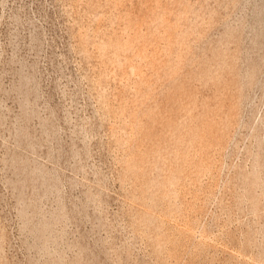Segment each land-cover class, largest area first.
<instances>
[{"label": "rangeland", "instance_id": "rangeland-1", "mask_svg": "<svg viewBox=\"0 0 264 264\" xmlns=\"http://www.w3.org/2000/svg\"><path fill=\"white\" fill-rule=\"evenodd\" d=\"M0 264H264V0H0Z\"/></svg>", "mask_w": 264, "mask_h": 264}]
</instances>
